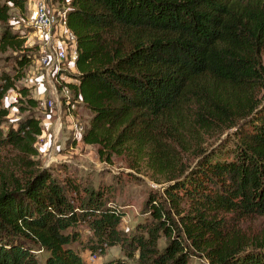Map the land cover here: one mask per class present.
I'll return each mask as SVG.
<instances>
[{
	"label": "trees",
	"instance_id": "1",
	"mask_svg": "<svg viewBox=\"0 0 264 264\" xmlns=\"http://www.w3.org/2000/svg\"><path fill=\"white\" fill-rule=\"evenodd\" d=\"M25 3L0 0V20ZM60 9L76 40L78 73L67 85L92 113L81 140L108 163L123 155L132 167L167 177L146 199L149 219L126 236L107 188L34 167L28 157L38 154L39 100L16 81L37 48L5 31V45L23 52L13 74H0V150L10 148L11 162L30 170L0 188V264H40L35 246L46 251L44 264H86L73 247L83 242L80 224L89 231L85 247L118 244L129 255L138 251V264H187L186 241L210 264H264V246L238 244L225 216L264 215V98L257 97L264 92V0H68ZM10 89L28 115L2 131ZM247 118L228 152L202 151L178 168L167 157L197 132Z\"/></svg>",
	"mask_w": 264,
	"mask_h": 264
},
{
	"label": "rangeland",
	"instance_id": "2",
	"mask_svg": "<svg viewBox=\"0 0 264 264\" xmlns=\"http://www.w3.org/2000/svg\"><path fill=\"white\" fill-rule=\"evenodd\" d=\"M65 2L49 0L56 8L62 7ZM33 8L34 2L26 0L23 9L10 8L8 21L0 20V74L2 72L13 74L16 58L23 52L5 45L3 41L5 31L24 38V46L37 48L33 51L31 64L23 70L24 75L16 81L17 87L26 86L30 96L44 103L34 108L33 115L39 120L42 132L35 143L38 154L29 156L28 160L33 162L34 167L49 169L59 179L68 175L84 187L107 188L108 204L116 206L123 214L118 228L126 236H131L137 232L140 223L149 219L145 207L146 199L150 192L161 191L167 175H160L143 165L139 169L134 168L130 159L123 155H113L111 162L108 163L99 157L96 145L85 144L81 140L82 132L88 126L92 113L79 99H75L72 92L65 95L61 91V85L55 81L57 79L62 85L74 82L77 69L74 61L68 56L56 64L57 72L53 77L46 69V64L40 62L44 47L40 32L31 22ZM64 43L66 46L69 45ZM257 97L264 98V92L257 94ZM20 98L17 89L6 92L2 105L9 109V114L1 125L2 131L16 128L21 118L28 115L18 109ZM248 119L238 121L233 127L197 132L194 138L185 144L177 143L168 149L167 157L176 168L190 167L202 151L230 150L239 143L237 126L247 125L245 123ZM11 153L13 151L10 148L0 150V188L5 186L10 189L15 178L22 179L30 170L27 167L17 168L10 160ZM225 216L228 228L238 244H244L246 247L264 246V215L240 218ZM77 231L83 242L73 243V247L84 263L103 264L119 258L125 264H138V251L129 255L118 244L105 247L104 251H95L84 246L89 235L85 224L77 225ZM186 244L189 251L187 264H210L203 250L195 249L189 241H186ZM164 245L165 238L161 237L158 240V247L162 249ZM126 249L131 250L130 247ZM33 252L39 263L44 264L46 251L35 246Z\"/></svg>",
	"mask_w": 264,
	"mask_h": 264
},
{
	"label": "built area",
	"instance_id": "3",
	"mask_svg": "<svg viewBox=\"0 0 264 264\" xmlns=\"http://www.w3.org/2000/svg\"><path fill=\"white\" fill-rule=\"evenodd\" d=\"M34 2L32 25L40 32L43 42V54L40 62L46 64V69L55 76L56 64L68 56L72 61L76 58V40L74 34L67 28L64 10L56 8L49 0H32ZM66 42L69 45H65ZM63 46V47H62ZM62 47V48H61ZM61 85V91L68 95L71 90L67 84ZM55 89V85H54ZM44 105L39 101V106Z\"/></svg>",
	"mask_w": 264,
	"mask_h": 264
}]
</instances>
